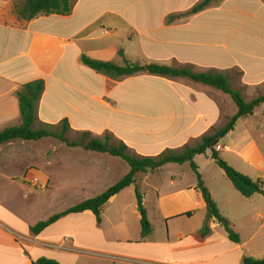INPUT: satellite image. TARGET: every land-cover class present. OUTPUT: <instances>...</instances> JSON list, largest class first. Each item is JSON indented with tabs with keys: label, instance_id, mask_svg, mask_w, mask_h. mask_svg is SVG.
<instances>
[{
	"label": "crops",
	"instance_id": "1",
	"mask_svg": "<svg viewBox=\"0 0 264 264\" xmlns=\"http://www.w3.org/2000/svg\"><path fill=\"white\" fill-rule=\"evenodd\" d=\"M200 1L145 0V7H139L129 0H76L67 16H39L27 23L0 11V131L21 123L16 92L42 80L37 124L58 126L67 120V138L108 132L133 153L155 157L210 135L236 113L227 95L187 79L135 75L116 81L80 63L84 55L118 66L124 60L190 66L229 77V69H236L241 85L233 88L245 101L264 95V0H217L209 8L220 20L210 19L207 8L166 22L168 15L186 12ZM235 5L237 15L222 13L223 6ZM133 10L137 11L132 17ZM214 93L221 104L213 99ZM218 146L216 151L228 165L264 185V104L238 120ZM128 172L129 166L119 158L70 148L53 138L0 145V264H33L38 259L80 264L101 254L112 261L147 264H243L242 233L257 234L256 221L264 227V197L244 198L227 191L219 202L207 188L240 244L230 242L213 219L203 238L206 205L188 164H166L138 174L131 186L106 203L100 223L86 211L61 217L38 235L30 232L39 222L100 195ZM200 176L207 186L202 172ZM217 178L220 182V175ZM136 191L152 227L149 236L136 242L144 248L140 254L124 252V244H131L124 238V224L110 223L103 229L109 206L120 218L131 213L140 225ZM123 196L134 202L119 205ZM257 209L260 212L252 217ZM155 224L167 229L166 242L152 240Z\"/></svg>",
	"mask_w": 264,
	"mask_h": 264
},
{
	"label": "trees",
	"instance_id": "2",
	"mask_svg": "<svg viewBox=\"0 0 264 264\" xmlns=\"http://www.w3.org/2000/svg\"><path fill=\"white\" fill-rule=\"evenodd\" d=\"M76 0H25L20 7L15 8L17 19L21 22H30L39 16H67L71 13ZM217 0H201L188 11L170 14L166 17L169 24L175 19L188 18L211 7ZM119 54L123 56L120 51ZM80 63L94 72L112 80H122L135 75H152L168 79H187L193 83L200 84L227 95L236 107V113L219 129L210 135L204 136L199 142L184 145L178 150H165L155 157L140 156L133 153L123 142L116 139L111 133L106 132L101 137L91 136L88 132L80 133L78 140H70L66 137L69 131L67 120L61 121L58 126L38 125L37 106L44 91V82L36 80L23 85L17 92L20 120L19 126L6 128L0 131V145L14 140L37 141L42 138H53L64 143L70 148H81L87 152L106 154L124 161L129 166V172L117 183L109 187L100 195L85 200L67 209L63 213L54 215L44 222H39L30 232L38 235L45 228L55 223L59 218L68 214H79L86 211L92 212L97 223L101 221V213L106 203L125 188L131 186L138 174L154 172L166 164H188L196 176V188L201 194L206 205V220L200 231L204 238L210 233L209 221L213 219L225 231L227 238L235 245L240 244V237L231 223L224 218L213 201L209 190L205 186L194 162L195 157L209 153L210 158L220 168L227 180L236 192L244 198H250L255 194L264 197V185L260 180L253 181L249 177L239 173L222 158L216 151L219 141L231 132L237 121L253 115L254 111L264 104V95L258 96L251 101H245L239 90L233 88L232 78L229 75L210 69L207 71H193L192 67L185 66L175 68L159 64L132 63L124 60L123 66L113 63L90 59L84 55L80 57ZM38 125V126H37ZM136 204L139 213L141 238L144 239L152 232L146 211L142 205V197L136 191ZM189 216V214H187ZM243 264H264V259L244 257ZM33 264H58L48 259H38Z\"/></svg>",
	"mask_w": 264,
	"mask_h": 264
},
{
	"label": "rangeland",
	"instance_id": "3",
	"mask_svg": "<svg viewBox=\"0 0 264 264\" xmlns=\"http://www.w3.org/2000/svg\"><path fill=\"white\" fill-rule=\"evenodd\" d=\"M24 1L25 0H0V11H8V12H10V14L12 12L14 14V16L17 18V15L15 13V8L20 7ZM234 1L237 2L238 0H234ZM130 2H132V4H139V7L140 6L142 7V5H144V7H145V3H146L145 0H131V1L129 0V3ZM222 8H223L222 13L224 12L226 15L235 16L238 14V13H236V10L239 9V7H237V5L231 6V7L230 6H223ZM136 9H138V8H136ZM136 11L133 10L132 17L135 15ZM207 13H208L207 16L210 19H213L214 21H216L217 19L220 20V14L215 12L213 8H209ZM216 28H217V26L215 25V30H216ZM106 39H107V37L103 38V41H105ZM231 70L229 69L230 77L232 78L233 87L237 88L238 85H241V79L239 78V75H238V72L236 69H231ZM213 99H215L216 102H220L216 96V93L213 94ZM246 100H248V99H246ZM219 104H221V102ZM232 105L235 108L234 104H232ZM259 110H257V111H259ZM257 113H259V112H257ZM69 136H70L69 139L72 141L78 140V138L75 136L74 137L72 135H69ZM194 162L198 167L199 173L201 174V172H202V176L204 177V179L207 183L206 187L212 191L213 196L216 200H218L220 202L222 197H224V194L227 191L229 193L230 192L236 193L233 186L231 185V183L227 180L226 176L224 175L223 171L220 168H218V166L210 158L209 153H207L205 155L197 156L195 158ZM213 174H216V179L213 178ZM218 175H220V182H217L218 181V178H217ZM77 198L79 200L80 198H82V195H78ZM240 199H243V198H240ZM257 199L261 200L263 198L261 197V198H257ZM242 201H243V203H245L244 199ZM256 201H259V200H256ZM70 202H72L70 204L74 203V201H70ZM130 202H132V203L134 202L133 197L123 196V199L119 201V205L129 204ZM262 202H264V201L262 200ZM255 203H257V202H255ZM256 212H260V211L257 209L255 211V213L252 215V217L256 214ZM106 217L107 218H105V220L103 219V229L105 231L110 227V223L113 226H117L119 224L125 225V230L127 233H126V236L124 238H128V240L130 241L131 244H126V243L124 244V252L132 253V254H140L143 252V249H144L143 246L136 244V242H142L143 241V239L141 238L140 225L137 221H135V218H133L131 216V213H127L125 215V217L120 218L114 212L113 206H109L108 210L106 212ZM181 221H186V220H184V219L178 220L177 222L180 223ZM261 224H262L261 221L255 222V231H257V234H255L254 232H252L251 234L248 232L242 233V236H243L245 243H246L245 248L242 251L244 257H251V258H255V259H264V227H262V229H260L259 227ZM155 225H156L155 226L156 231H155V236L153 237L152 240L153 241L166 242L167 241L166 240L167 229L162 224H159V225L155 224ZM233 230L235 231V229H233ZM191 237L196 238L194 235H192ZM109 238H113V237L111 236ZM262 239H263V241L259 244L260 240H262ZM171 240H173V238H171ZM224 250H227V249L224 248ZM228 257H231L232 259H236L235 256L229 255ZM80 264H147V263L143 262V261H138V260L137 261H134V260L133 261H121V260L120 261L119 260L112 261V260L106 259L101 254L100 258H97L95 260L92 259V260H88V261H83V263H80Z\"/></svg>",
	"mask_w": 264,
	"mask_h": 264
},
{
	"label": "built area",
	"instance_id": "4",
	"mask_svg": "<svg viewBox=\"0 0 264 264\" xmlns=\"http://www.w3.org/2000/svg\"><path fill=\"white\" fill-rule=\"evenodd\" d=\"M216 150H219L220 149V147L219 146H216V148H215Z\"/></svg>",
	"mask_w": 264,
	"mask_h": 264
}]
</instances>
